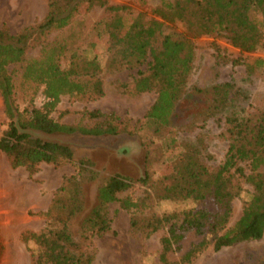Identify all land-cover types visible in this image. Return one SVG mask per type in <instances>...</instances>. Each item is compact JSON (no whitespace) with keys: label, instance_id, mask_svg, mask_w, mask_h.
<instances>
[{"label":"trees","instance_id":"trees-1","mask_svg":"<svg viewBox=\"0 0 264 264\" xmlns=\"http://www.w3.org/2000/svg\"><path fill=\"white\" fill-rule=\"evenodd\" d=\"M96 6L112 12V18L105 23L108 66L116 69L147 64L146 70L138 72L132 94L152 90L157 93L144 118L156 126L155 137L173 127L175 111L186 93L193 69V38L223 34L243 52L264 49V0H161L150 12L154 16L135 12L127 5H112L110 0H50L42 21L18 33L3 27L0 30V94L7 127L0 135V154L8 156L13 168L25 167L30 173H35L43 163L75 166L74 173L64 178L47 211L43 212L47 219L45 228L28 236L38 248L35 264H94L93 239L110 231L109 206L115 202L134 213L132 229L147 235L157 231L165 221L171 222L162 240L160 258L164 264L189 263L209 246L218 251L239 242L260 240L264 237V111L251 116L235 110L226 115L229 147L216 171L208 168L197 146L187 144L166 163L160 179L156 180L150 170L154 158L149 149L151 141L146 144L144 177L136 179L119 172L102 175L92 159H76L69 144L36 135L135 133L114 113L89 111V117L101 119L93 126L68 124L52 116L63 95L83 101L104 95L100 78L103 66L96 57H76L67 69L63 68L60 58L67 47L64 42L54 41L43 44L40 57L26 58L31 40L44 41L42 38L48 33L70 25L81 8L89 11ZM179 21L184 24L185 32L172 34L170 24ZM16 64L24 65V83L43 87L46 101L42 106L24 109L18 106L16 84L9 68ZM231 88L230 83H223L205 90L211 94L210 104L203 112L205 120L226 108L232 100ZM237 174L252 191L245 199L242 215L229 227L233 202L244 191L236 181ZM95 182L98 183L95 204L75 228L77 219L86 211L85 186ZM138 182L157 189L160 200H212L217 210L192 208L163 218L146 213L150 195L148 198L120 196ZM141 211L142 216H136ZM189 230L204 238L180 262L172 263L169 253L182 248Z\"/></svg>","mask_w":264,"mask_h":264},{"label":"rangeland","instance_id":"rangeland-1","mask_svg":"<svg viewBox=\"0 0 264 264\" xmlns=\"http://www.w3.org/2000/svg\"><path fill=\"white\" fill-rule=\"evenodd\" d=\"M49 2L50 0H0V30L8 27L12 33H18L42 21L48 13ZM160 2L161 0H110L112 5H127L135 12L149 15ZM111 18L112 12L105 7L96 6L89 11L81 8L70 25L48 33L42 38L43 43L31 40L26 58L40 57L43 44L54 41L64 42L67 47L65 55L60 58L63 68L67 69L73 58L96 57L103 66L100 78L103 81L104 95L89 101L63 95L52 116L68 124L93 126L101 119L89 117V111L114 113L121 121L128 123L135 133L100 136L81 133L36 135L69 144L75 151L76 159H92L102 175L119 172L136 179L144 177L146 144L150 141L153 144L149 149L154 157L150 170L154 180L160 179L166 163L187 144L197 146L208 168L216 171L224 161L229 147L226 115L235 110L251 116L264 111V49L243 52L233 46L223 34L193 38L195 59L187 90L175 111L173 127L166 129L160 139L154 135L156 126L144 119L155 102L157 93L152 90L132 94L138 72L146 70L147 64L116 69L108 66L110 55L107 52L105 23ZM170 32H185L184 24L180 21L171 23ZM23 64L9 67L16 84L17 104L20 109L42 106L46 101L43 87L29 86L23 82ZM223 83L232 85V100L225 109L205 120L203 112L211 99V94L205 90ZM6 127L7 118L0 94V135ZM74 171L72 163L60 166L43 163L35 173H30L25 167L13 168L8 156L0 154V264H35L38 248L28 236L31 232H40L45 228L47 219L43 212L47 211L54 192L62 186L64 178ZM236 181L244 191L233 202L229 227L234 226L242 215L245 199L249 196L248 192L252 191V187L238 174ZM97 184L95 182L85 186L86 211L77 219L75 228L79 227L81 218L95 204ZM157 194V189L151 185L138 182L120 196L148 198L150 195L145 211L161 218L192 208L211 212L217 210L212 200H160ZM109 214L112 220L110 231L93 239L96 252L94 264H164L160 258L162 240L167 235L171 222L165 221L157 231L147 235L141 230L132 229L134 213L122 208L119 202L109 206ZM136 216L141 217L142 211L136 213ZM203 238L204 235L189 230L181 243L182 248L170 252L169 260L172 263L180 262L181 257ZM182 264H264V237L239 242L218 251L209 246L191 262Z\"/></svg>","mask_w":264,"mask_h":264}]
</instances>
